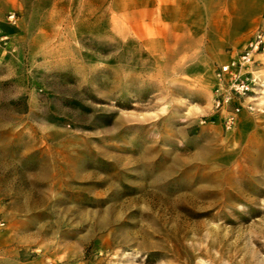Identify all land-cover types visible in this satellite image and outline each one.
Wrapping results in <instances>:
<instances>
[{"label":"rangeland","instance_id":"374dc122","mask_svg":"<svg viewBox=\"0 0 264 264\" xmlns=\"http://www.w3.org/2000/svg\"><path fill=\"white\" fill-rule=\"evenodd\" d=\"M108 1L0 0V258L264 264V54L234 126L214 108L264 8L185 49Z\"/></svg>","mask_w":264,"mask_h":264},{"label":"crops","instance_id":"0c3cea01","mask_svg":"<svg viewBox=\"0 0 264 264\" xmlns=\"http://www.w3.org/2000/svg\"><path fill=\"white\" fill-rule=\"evenodd\" d=\"M107 6L116 22L168 24L170 43L187 49L197 46L203 30L213 32L211 24L215 23L225 24L216 38L242 40L259 20L264 0H109ZM177 30L181 31L179 38ZM44 259L4 254L0 264H45Z\"/></svg>","mask_w":264,"mask_h":264},{"label":"built area","instance_id":"2783aa9c","mask_svg":"<svg viewBox=\"0 0 264 264\" xmlns=\"http://www.w3.org/2000/svg\"><path fill=\"white\" fill-rule=\"evenodd\" d=\"M259 54H264V30L256 29L241 52L220 65L215 73L218 90L214 99V108L224 113L226 128L234 126L242 105L240 99L253 89L254 77L249 74ZM236 100L239 103L229 109Z\"/></svg>","mask_w":264,"mask_h":264}]
</instances>
